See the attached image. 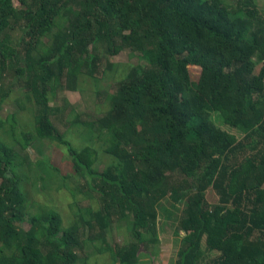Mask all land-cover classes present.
<instances>
[{"label": "trees", "instance_id": "1", "mask_svg": "<svg viewBox=\"0 0 264 264\" xmlns=\"http://www.w3.org/2000/svg\"><path fill=\"white\" fill-rule=\"evenodd\" d=\"M15 32L24 52L12 43ZM102 42L108 55L129 50L141 62L97 121L115 159L98 173V151L74 148L52 122L49 90L64 76L76 90L83 69H98L90 46ZM20 60L16 71L39 108L37 137L64 144L101 195L100 209L81 222L105 230L125 212L134 215L137 242L114 249V262L139 263L149 241L143 231L165 200L183 206L177 264H202L209 255L210 264H264V15L255 0H0V70ZM214 111L244 137L219 126ZM14 157L0 141V264H77L79 225L64 227L52 210L29 214L20 178L9 174Z\"/></svg>", "mask_w": 264, "mask_h": 264}, {"label": "rangeland", "instance_id": "2", "mask_svg": "<svg viewBox=\"0 0 264 264\" xmlns=\"http://www.w3.org/2000/svg\"><path fill=\"white\" fill-rule=\"evenodd\" d=\"M226 1L237 3V0ZM255 1L258 11L264 15V0ZM18 37L19 34L13 33L12 43L24 52ZM92 48L99 57L98 69L92 75L85 74L88 71L83 69L76 90L68 88L65 76L60 83L51 82L49 98L54 125L74 148L94 147L98 156L93 169L102 173L115 159L105 152V138L99 136L97 121L108 111V97L116 93L119 81L127 76L131 66L139 64L141 60L137 53L129 50L110 56L103 42L90 46ZM23 66L24 62L20 60L14 67L0 70V141L11 147L16 154L9 174L19 176L29 214L52 210L61 215L64 227L73 223L79 225L84 246L79 251L77 264H121L114 262L113 250L128 249L137 242L130 229L134 215L125 212L124 216L115 219L105 230L96 222L91 227L81 222V215L89 220L90 212L100 209L101 195L92 191L87 179L75 170L72 157L64 144L37 137L35 117L39 108L33 100L28 99L32 94L26 86V75L16 71ZM197 77L198 72L191 69V78L195 79L193 81ZM212 117L219 126L235 134L239 140L244 137V132L221 121L216 111ZM27 139L31 140L23 147ZM207 198L212 203L218 199L212 190L208 191ZM159 208L152 229L143 231L149 241L147 245L141 244L139 247L138 264H177L185 231L180 230L179 235L175 233L179 229L177 218L183 206L174 209L163 200ZM25 227L28 228V225ZM212 257L209 255L202 264H210Z\"/></svg>", "mask_w": 264, "mask_h": 264}]
</instances>
